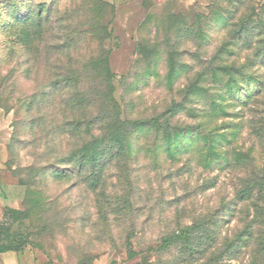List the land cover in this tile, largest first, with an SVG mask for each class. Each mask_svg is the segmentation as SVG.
<instances>
[{
    "label": "rangeland",
    "instance_id": "obj_1",
    "mask_svg": "<svg viewBox=\"0 0 264 264\" xmlns=\"http://www.w3.org/2000/svg\"><path fill=\"white\" fill-rule=\"evenodd\" d=\"M260 82L264 0H0V145L24 191L0 206V250L264 264V224L248 238L237 197L264 175L262 99L245 105ZM112 137L124 156H102Z\"/></svg>",
    "mask_w": 264,
    "mask_h": 264
},
{
    "label": "trees",
    "instance_id": "obj_2",
    "mask_svg": "<svg viewBox=\"0 0 264 264\" xmlns=\"http://www.w3.org/2000/svg\"><path fill=\"white\" fill-rule=\"evenodd\" d=\"M225 87L228 88L229 90L234 87L233 81H228L227 84H225ZM261 100L260 103H258L262 109L264 110V83L260 82L257 85V89L253 92V95L250 97H247L245 100V105L249 106L250 102H257V100ZM264 112V111H263ZM159 123V118L158 119H151L149 120V124L151 125L152 128H157ZM195 127V126H194ZM188 130V128L186 129ZM156 133V140L160 141L163 140L166 143V148L165 152L167 153L168 156L170 157H176L180 156L183 154L188 147L187 146H178V144L175 142L173 137L176 135H173L172 132H170L169 129H165L162 135L157 134L158 131H155ZM120 140L117 139V137H112L110 141L104 140L103 144V154L102 156L104 157H110V158H118L120 156H124L121 152L117 153L118 151L115 149V145L118 144ZM160 148V147H157ZM162 149V148H160ZM210 152L214 153V150L212 149ZM180 154V155H179ZM176 155V156H175ZM210 163V162H208ZM83 166H80L78 171L80 172L81 169H83ZM238 199L242 201L244 204H246V209H249L251 207L253 217L251 220L247 221V225L245 226L246 230L248 231L247 237L250 238L252 233L251 230L255 226L254 224H258L260 221L261 224H264V175L260 178V183H255L251 180L245 181L242 184L241 189L238 191ZM258 221V222H257ZM181 237V234H176L174 233L167 241L169 243L178 241ZM12 251V249H3L0 250L1 252H8ZM251 264V263H250Z\"/></svg>",
    "mask_w": 264,
    "mask_h": 264
},
{
    "label": "crops",
    "instance_id": "obj_3",
    "mask_svg": "<svg viewBox=\"0 0 264 264\" xmlns=\"http://www.w3.org/2000/svg\"><path fill=\"white\" fill-rule=\"evenodd\" d=\"M23 193L22 187L11 177L6 167L5 150L0 145V206L19 209ZM29 257L22 252H1L0 264H39L31 255Z\"/></svg>",
    "mask_w": 264,
    "mask_h": 264
}]
</instances>
